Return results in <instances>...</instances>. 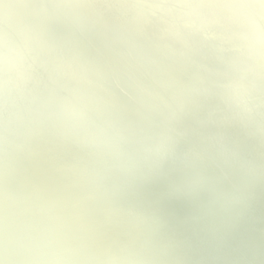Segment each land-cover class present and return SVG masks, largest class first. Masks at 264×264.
Masks as SVG:
<instances>
[{"label":"clouds","instance_id":"clouds-1","mask_svg":"<svg viewBox=\"0 0 264 264\" xmlns=\"http://www.w3.org/2000/svg\"><path fill=\"white\" fill-rule=\"evenodd\" d=\"M261 187L264 0H0V264H264Z\"/></svg>","mask_w":264,"mask_h":264},{"label":"bare ground","instance_id":"bare-ground-1","mask_svg":"<svg viewBox=\"0 0 264 264\" xmlns=\"http://www.w3.org/2000/svg\"><path fill=\"white\" fill-rule=\"evenodd\" d=\"M262 192L255 197L251 210L253 215L257 214L260 218L264 219V191ZM165 193V181L159 180L148 185L143 190V199L148 203L154 204L167 219H177L179 223H175L174 226L171 224L172 228L178 234L191 237L196 242L192 231L184 223L193 211L192 204L184 199L169 198ZM246 230L247 224H242L240 229L241 233ZM262 230H264V225Z\"/></svg>","mask_w":264,"mask_h":264},{"label":"water","instance_id":"water-1","mask_svg":"<svg viewBox=\"0 0 264 264\" xmlns=\"http://www.w3.org/2000/svg\"><path fill=\"white\" fill-rule=\"evenodd\" d=\"M262 191H264V187L262 188H260L258 191H257V194H256V196L258 195V194H260ZM263 193V192H262ZM253 205H254V203H253ZM254 212H255V210H254ZM251 213H252V210H251ZM253 215V214H252ZM254 217H257V218H260L257 214H254L253 215ZM262 221H264V219L263 218H260ZM169 220V222H170V224H172L173 226H174V224L176 223H179V221H177V219H168ZM262 228H263V225H262Z\"/></svg>","mask_w":264,"mask_h":264}]
</instances>
